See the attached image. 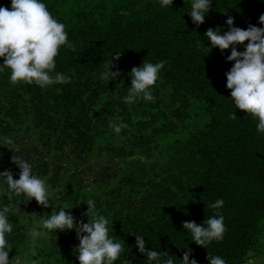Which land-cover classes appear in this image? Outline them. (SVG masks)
<instances>
[{
    "label": "trees",
    "instance_id": "16d2710c",
    "mask_svg": "<svg viewBox=\"0 0 264 264\" xmlns=\"http://www.w3.org/2000/svg\"><path fill=\"white\" fill-rule=\"evenodd\" d=\"M41 2L65 25L74 45L61 46L53 73L70 82L46 88L14 84L10 69L0 71V172L10 170L19 179L12 160L27 161L54 195H63V208L77 221L88 222L84 213L93 199L109 221L110 238L124 244L114 264H149L135 246V235L144 237L147 250L167 251L174 264H182L188 249L189 260L197 264H209L207 255L226 264L255 258L264 248V132L257 131L258 119L236 109L226 88L225 73L234 63L226 60L231 48H212L204 34L210 27L227 32L229 17L242 29L264 27L259 23L264 0H212L199 26L189 15L192 0L164 7L160 0ZM0 6L10 10L11 0H0ZM117 53L111 70L118 69L120 76L102 80ZM161 61L164 67L151 90L154 102H123L131 69ZM165 102L178 119L167 117ZM119 123L127 127L116 133L110 125ZM5 138L13 143H4ZM159 139L162 151L155 155ZM94 158L97 191L73 178L76 168L67 170L68 164L78 165V172L91 168ZM66 173L70 178L63 183ZM0 189V210L12 209L7 239L15 247L28 239L26 220L42 216L43 206L23 194L9 198L3 177ZM218 199L223 206L210 208ZM217 215L223 216L226 231L205 248L182 227L184 221L202 225ZM46 234L34 240L40 264H79L75 229Z\"/></svg>",
    "mask_w": 264,
    "mask_h": 264
},
{
    "label": "clouds",
    "instance_id": "9594fccd",
    "mask_svg": "<svg viewBox=\"0 0 264 264\" xmlns=\"http://www.w3.org/2000/svg\"><path fill=\"white\" fill-rule=\"evenodd\" d=\"M173 0H160L162 7L171 6ZM212 0H192L189 15L192 22L199 26L205 22V16L210 11ZM259 23L264 25V14L259 17ZM227 32H221L219 28H208L204 34L210 41L212 48H218L221 52L231 48L227 61H234L233 66L225 73L226 88L230 90L231 100L236 109L258 119L257 131L264 132V27H256L249 24L247 29L234 26V18L226 20ZM243 51L237 50V45H244ZM61 46L74 49V45L68 40L65 25L59 22L48 7L41 0H11V9L0 6V58H3V68L10 69V81L12 83L35 84L46 88L54 84H66L70 78L63 73H55V58L59 54ZM117 53L111 61L105 65L101 73V79L110 81L120 76L112 61L118 60ZM165 62L148 63L131 69V86L123 102L133 104L139 99L146 102H154L152 87L159 80L160 71ZM236 118L235 113L231 115ZM116 133H119L127 125L123 123L110 125ZM4 143L12 144L10 138H5ZM19 169V179H13L10 170L0 172L7 186L9 198L13 194H23L27 201L34 199L38 205L48 208L50 194L49 186L45 179L33 174L32 166L25 160L17 157L12 160ZM224 201L216 200L209 207L219 209ZM88 222L77 221L65 208L52 212L42 222L47 231L73 230L75 229L79 244L76 248L79 264H114L124 251V244L114 242L109 236V221L98 213L95 201L88 199ZM12 211L9 206L0 210V264H10L7 235L12 232L13 225L8 213ZM90 218V219H89ZM222 215L210 217L204 220L202 225L195 221L182 222L183 229L192 234V240L201 247H206L212 241H220L226 231ZM206 225V226H205ZM29 235L39 237L41 232L33 227ZM135 246L140 253L147 257L149 264H174L172 255L167 251L147 250L143 236L135 235ZM191 249L185 251L182 264H197L195 259L189 260ZM209 264H226L219 256H208ZM130 264V261H128Z\"/></svg>",
    "mask_w": 264,
    "mask_h": 264
},
{
    "label": "rangeland",
    "instance_id": "374dc122",
    "mask_svg": "<svg viewBox=\"0 0 264 264\" xmlns=\"http://www.w3.org/2000/svg\"><path fill=\"white\" fill-rule=\"evenodd\" d=\"M164 108V112L166 113L167 117L169 119H178L176 117H173L171 115V113L168 112V109L169 107L167 106V102H165V105L163 106ZM33 133V131H32ZM156 149H154V152H155V155L159 154L160 151H162V141L159 139L157 140V143H156ZM96 161H97V158H94L93 160H91V163H89V166L91 168H88V167H85L83 166L82 169H80L78 172V165L75 167L73 166L72 164H68L67 165V170H71V169H75L76 173H75V176L73 178H78L80 177L83 181V188L84 189H93L95 191L98 190L99 187H97V185H95L94 183H92V181L94 180L93 179V171L92 170H95L96 168H98L99 166L96 164ZM66 178V179H65ZM69 175L68 173H66L64 175V180L62 181L63 183L66 181V180H69ZM47 182V181H46ZM74 183V182H73ZM48 184V183H47ZM49 186V185H48ZM49 194H50V200H49V207L48 208H44L42 209V216H37V215H33L32 219H27L26 221L28 222V226H29V230L32 229L33 227H36L38 228V230L41 232V235L39 237H46V232L45 229L43 228L42 226V222L43 220H45L47 218V214L48 212H54L55 208H63L65 206V201L63 200V195H54V190L49 186ZM29 230H28V239H27V244L29 246H32V248H34V240L36 237H32L29 235ZM38 246V245H37ZM41 246V245H39ZM42 247V246H41ZM35 249V248H34ZM19 264V263H18ZM25 264H40L39 260H35V259H30V261L28 263H25Z\"/></svg>",
    "mask_w": 264,
    "mask_h": 264
},
{
    "label": "crops",
    "instance_id": "0c3cea01",
    "mask_svg": "<svg viewBox=\"0 0 264 264\" xmlns=\"http://www.w3.org/2000/svg\"><path fill=\"white\" fill-rule=\"evenodd\" d=\"M262 238L264 241V231ZM9 245L11 247L9 251L10 264H25L28 263L30 259L38 260L35 249L27 244V240L24 241V243L16 244L15 247H12L11 244ZM246 264H264V248L255 258L250 259Z\"/></svg>",
    "mask_w": 264,
    "mask_h": 264
}]
</instances>
